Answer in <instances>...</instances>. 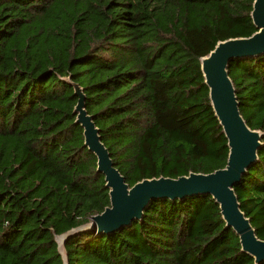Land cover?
Here are the masks:
<instances>
[{
    "label": "trees",
    "instance_id": "obj_1",
    "mask_svg": "<svg viewBox=\"0 0 264 264\" xmlns=\"http://www.w3.org/2000/svg\"><path fill=\"white\" fill-rule=\"evenodd\" d=\"M253 2L0 0V264H63L56 237L110 205L69 77L131 186L226 166L201 58L256 32ZM228 70L241 113L264 133V53ZM262 143L235 189L264 239ZM65 250L69 264H255L207 194L153 200L131 225L81 231Z\"/></svg>",
    "mask_w": 264,
    "mask_h": 264
},
{
    "label": "water",
    "instance_id": "obj_2",
    "mask_svg": "<svg viewBox=\"0 0 264 264\" xmlns=\"http://www.w3.org/2000/svg\"><path fill=\"white\" fill-rule=\"evenodd\" d=\"M251 15L256 32L250 36L221 40L208 55L201 58L211 104L229 147L226 166L213 172H190L176 178H145L131 186L103 142L95 116L87 110L85 89L72 81L71 77L66 79L78 97L74 108L75 122L84 129V145L97 157V171L105 176L110 205L101 213L92 215L90 221L56 237L63 264H69L65 243L70 236L87 230L110 234L141 219L144 210L153 200H183L201 194L211 195L219 205L226 227L232 228L240 238L242 252L254 259L255 264L264 263V239L257 235L251 218L242 210L235 189L248 168L258 160L264 133L252 129L245 120L228 70L233 59L264 53V0H254Z\"/></svg>",
    "mask_w": 264,
    "mask_h": 264
}]
</instances>
